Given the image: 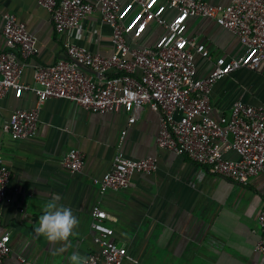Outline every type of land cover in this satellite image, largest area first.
Returning a JSON list of instances; mask_svg holds the SVG:
<instances>
[{
	"label": "crops",
	"instance_id": "crops-1",
	"mask_svg": "<svg viewBox=\"0 0 264 264\" xmlns=\"http://www.w3.org/2000/svg\"><path fill=\"white\" fill-rule=\"evenodd\" d=\"M205 1L227 4L231 0ZM8 12L15 13L37 37L38 51L22 75L23 82L33 83L38 66L66 58L63 37L37 0H0V53L8 49L3 35V16ZM174 14L169 11L168 18ZM82 25L90 50L112 54L111 29L99 11ZM164 32L152 23L140 39L129 40L150 46ZM186 34L209 51V57L196 55L199 77L212 71L217 58H235L244 51L232 31L209 18H189ZM238 99L264 104V63L256 70L239 69L214 85L213 115H228ZM36 105L37 97L30 92L17 98L10 91L0 99V159L12 171L7 197L0 202V235L16 228L3 264H19L20 257L37 264H70L73 253L86 257L96 251L91 216L96 205L110 215L106 222L114 229V240L127 248L129 258L123 264H264V253L256 250L262 237L258 217L264 207V174L237 184L159 147V114L148 105L129 125V114L123 109L93 113L71 101L48 99L40 106L38 133L12 139L4 124L15 110ZM72 148L85 155L80 172H70L61 164ZM119 148L131 158L155 157L158 169L133 175L124 189L101 194L93 178L110 170ZM226 157L239 155L230 151ZM53 200L71 208L78 219L66 241L49 242L35 231L43 206Z\"/></svg>",
	"mask_w": 264,
	"mask_h": 264
},
{
	"label": "built area",
	"instance_id": "built-area-1",
	"mask_svg": "<svg viewBox=\"0 0 264 264\" xmlns=\"http://www.w3.org/2000/svg\"><path fill=\"white\" fill-rule=\"evenodd\" d=\"M46 9L55 31L63 37L66 58L52 65L38 66L34 82L22 75L37 49V37L15 13L4 14L3 35L8 49L0 53V99L10 91L19 98L25 92L36 95L37 105L17 109L4 124L14 140L34 136L39 130V111L48 99H64L86 111L108 113L123 109L128 124L139 118L145 105L159 114V147L184 155L209 173L245 185L264 174V104L236 100L228 115L214 116L211 93L214 85L239 69L256 70L264 63V0H37ZM100 12L111 29L113 52H93L84 43L83 22ZM174 11L173 17L167 13ZM204 17L232 31L244 47L235 58L219 57L205 77L197 75L196 55L209 57L204 44L186 34L191 17ZM155 23L165 32L155 44L133 45ZM82 64V66L80 65ZM140 71V74L137 72ZM126 130L122 132V136ZM235 151L238 159L226 154ZM70 172L84 168L85 155L70 149L61 161ZM158 169L155 157L131 158L117 149L112 167L93 182L101 194L129 186L133 175L152 174ZM12 175L0 159V202L7 197ZM93 240L98 247L88 264H123L127 248L114 240V229L106 222L110 215L98 205L91 211ZM258 222L262 237L256 245L264 253V207ZM0 235V264L11 253V234ZM19 264H37L20 257Z\"/></svg>",
	"mask_w": 264,
	"mask_h": 264
},
{
	"label": "clouds",
	"instance_id": "clouds-1",
	"mask_svg": "<svg viewBox=\"0 0 264 264\" xmlns=\"http://www.w3.org/2000/svg\"><path fill=\"white\" fill-rule=\"evenodd\" d=\"M78 225V219L71 208L60 205L53 200L43 206L42 214L39 218V226L35 231L46 238L49 242L66 241L74 234V229ZM63 252L64 249L59 250ZM70 264H88L87 258L79 253H73L69 257Z\"/></svg>",
	"mask_w": 264,
	"mask_h": 264
},
{
	"label": "water",
	"instance_id": "water-1",
	"mask_svg": "<svg viewBox=\"0 0 264 264\" xmlns=\"http://www.w3.org/2000/svg\"><path fill=\"white\" fill-rule=\"evenodd\" d=\"M82 66V64H80Z\"/></svg>",
	"mask_w": 264,
	"mask_h": 264
}]
</instances>
